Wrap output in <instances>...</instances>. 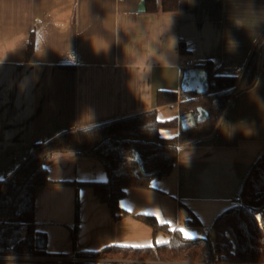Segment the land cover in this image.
I'll use <instances>...</instances> for the list:
<instances>
[{
  "label": "crops",
  "instance_id": "1",
  "mask_svg": "<svg viewBox=\"0 0 264 264\" xmlns=\"http://www.w3.org/2000/svg\"><path fill=\"white\" fill-rule=\"evenodd\" d=\"M178 3L179 0V14L169 33L176 39L172 67L162 72L155 64L147 84L134 80L131 85L144 102L127 87L128 72L114 66L116 59L122 58L121 48L114 46L107 58L96 56L83 38L71 37L89 24L81 0H36L35 7L30 3L25 6L22 22L19 18L15 24L7 20L3 26L5 43L20 31L21 23L27 28L29 39L11 52L0 68V180L12 175L36 143L70 130L85 107L94 109L97 123L153 108L157 109L159 120L180 118L179 102L157 107L156 94L159 90L185 92L181 88L185 70L180 68L189 60L192 67L210 61L220 75H240L255 46L245 30L237 29L228 20L225 0ZM252 3L256 9L264 8V0ZM161 7L165 9L164 0ZM156 10L155 0H137L129 8L132 15ZM90 15L94 20L102 19L104 10L93 3ZM53 21L59 26L53 30L58 34L49 35ZM226 32L237 42L234 52L226 50ZM257 32H264V24ZM32 35L38 54L48 45L64 56L46 49L43 59L37 61L38 81L21 93V80L34 71L26 66L27 61L36 60L33 53L27 58ZM122 38L126 39L123 35ZM182 44L187 54L181 53ZM261 66L256 86L238 96L224 120L227 124L246 122L254 127L255 134L245 136L237 131L227 138L219 130L216 136L189 145L194 152L187 166L178 160L169 176L152 180V188L126 190L120 205L129 213L127 216L116 220L91 187L63 183L106 181L108 174L101 161L77 154L73 163L60 162L59 173L47 163L54 182L38 191L35 219L38 230L45 234L48 254L23 257L15 264H72L70 258L75 253L98 252L112 245L147 247L170 240L169 233H155L136 214L154 215L160 223L171 230H181L187 237L206 236L203 229L212 231L217 216L237 205L236 197L241 195L244 180L264 151V48ZM225 131L231 129L225 127ZM179 132L180 127L160 130L164 137ZM190 151L188 146L181 147L179 159L186 161ZM192 217L200 221L199 226L190 223Z\"/></svg>",
  "mask_w": 264,
  "mask_h": 264
},
{
  "label": "trees",
  "instance_id": "2",
  "mask_svg": "<svg viewBox=\"0 0 264 264\" xmlns=\"http://www.w3.org/2000/svg\"><path fill=\"white\" fill-rule=\"evenodd\" d=\"M164 7L176 8L177 0H164ZM260 37L264 39V32ZM180 49L182 54L188 53L184 44ZM261 50L255 46L240 75H220L210 61L197 65L208 75L206 93L159 90L156 106L179 102L180 118L159 120L157 109L153 108L98 122L96 135L91 140L74 137L67 130L46 142L36 143L12 175L0 180V257L13 255L16 261H21L23 257L48 254L45 234L38 230L35 219L38 191L54 182L47 162L41 159L45 149L63 144L74 148L78 155L101 161L107 170L106 181L63 183L91 187L101 202L109 206L116 220L127 216L129 213L121 207L120 201L128 188H152L154 178L172 173L181 147L219 133L218 121L226 120L238 96L258 83ZM33 51L34 39H30L27 58ZM200 107L209 116L192 129L183 130L182 116L187 113L197 116ZM178 127L180 132L175 136L164 137L160 133L162 128ZM241 197L242 205H234L217 216L213 236L209 232L204 237H187L181 230H171L167 224L160 223L154 215L136 214L135 217L150 225L155 233L160 230L169 233L170 240L147 247L112 245L98 252H83L82 255L102 261L86 260L77 264H264V151L251 166ZM190 223L200 225L196 217H192ZM76 230L77 224L73 228L74 235ZM5 262L6 259H0V264Z\"/></svg>",
  "mask_w": 264,
  "mask_h": 264
},
{
  "label": "clouds",
  "instance_id": "3",
  "mask_svg": "<svg viewBox=\"0 0 264 264\" xmlns=\"http://www.w3.org/2000/svg\"><path fill=\"white\" fill-rule=\"evenodd\" d=\"M137 0H81L87 10L88 27L84 31L74 32L73 36H80L91 47L94 55H103L106 58L110 55L111 49L119 47L122 50V58H117L114 66L122 68L129 74L127 87L139 99H143L137 95L136 91L131 87L134 80L146 83L147 77L150 76L155 64H158L164 72L172 67L171 60L176 57L175 46L176 39L170 35L174 17L178 15L176 8L161 7L163 0H155L157 10L149 11L141 15H132L129 8L135 6ZM187 2L192 4L194 0H179V3ZM36 6V0H0V68L7 61L8 55L20 48L26 40L29 39L27 28L21 23L20 31L16 32L11 38V42H4L3 26L5 22L11 19L15 24L17 18L24 19V10L27 4ZM95 3L104 10L102 19L94 20L90 15V7ZM225 4L229 10L228 20L237 28L247 32L252 44L264 48V39L260 37L257 29L264 24V8L256 9L252 0H225ZM59 26L53 21L49 26V35L58 34L53 31ZM125 37L126 39L122 38ZM33 40L34 37H31ZM71 40V38H70ZM70 40L68 41L70 46ZM226 50L234 52L237 48V42L229 33H225ZM135 43V47H131ZM46 49L55 51L58 55H62L56 49L45 45L41 53L33 51L36 60H29L26 66L34 69L30 76H25L20 84L19 89L23 93L28 89L30 84H35L40 71L37 61L42 60ZM149 85V84H148ZM216 127L227 137L231 138L237 131L245 136L255 134L254 127L246 122H237L236 124H227L221 118ZM99 125L96 122L94 109L85 107L77 119L72 123L70 132L74 137L83 136L85 139L91 140L95 137ZM225 127L231 131H225ZM186 144V143H185ZM191 149L188 159L180 163L187 166L194 152V148L186 144ZM55 158V159H53ZM77 158V153L71 146L61 144L53 149H45L41 154V159L52 164L53 168L58 170L60 162L73 163ZM16 258L13 255L6 257V264H15Z\"/></svg>",
  "mask_w": 264,
  "mask_h": 264
},
{
  "label": "water",
  "instance_id": "4",
  "mask_svg": "<svg viewBox=\"0 0 264 264\" xmlns=\"http://www.w3.org/2000/svg\"><path fill=\"white\" fill-rule=\"evenodd\" d=\"M181 88L185 92L206 93L209 89L208 75L202 68L190 67L183 73ZM209 116L208 112L200 107L198 115L187 113L181 118V127L183 130L192 129L197 122L205 120Z\"/></svg>",
  "mask_w": 264,
  "mask_h": 264
},
{
  "label": "built area",
  "instance_id": "5",
  "mask_svg": "<svg viewBox=\"0 0 264 264\" xmlns=\"http://www.w3.org/2000/svg\"><path fill=\"white\" fill-rule=\"evenodd\" d=\"M192 65H193L192 61L189 60V61H187V62L185 63V65H184L182 68H180V70H181V71H184V70H186L187 68L192 67ZM236 203H237V205H242V204H243V199H242L241 195H239V196L236 197ZM0 259H6V257H5V256H2V257H0ZM70 260H71V262L74 263V264H77V263H79V262L82 261L81 258H79L78 253H75V254L70 258ZM208 264H220V263L210 262V263H208Z\"/></svg>",
  "mask_w": 264,
  "mask_h": 264
},
{
  "label": "rangeland",
  "instance_id": "6",
  "mask_svg": "<svg viewBox=\"0 0 264 264\" xmlns=\"http://www.w3.org/2000/svg\"><path fill=\"white\" fill-rule=\"evenodd\" d=\"M210 232V234L213 236V232L212 231H210V230H207V228L206 229H203V231H202V234H207V233H209ZM79 256V258H81V262H83V261H86V260H92V261H102V259H99V258H95V257H91V256H86V255H82V254H80V255H78Z\"/></svg>",
  "mask_w": 264,
  "mask_h": 264
}]
</instances>
